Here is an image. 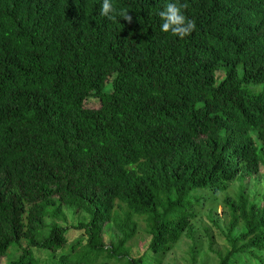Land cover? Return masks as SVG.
I'll return each mask as SVG.
<instances>
[{"label":"trees","instance_id":"obj_1","mask_svg":"<svg viewBox=\"0 0 264 264\" xmlns=\"http://www.w3.org/2000/svg\"><path fill=\"white\" fill-rule=\"evenodd\" d=\"M164 3L0 0V264H167L220 205L216 264H264V0H181L183 40Z\"/></svg>","mask_w":264,"mask_h":264},{"label":"rangeland","instance_id":"obj_2","mask_svg":"<svg viewBox=\"0 0 264 264\" xmlns=\"http://www.w3.org/2000/svg\"><path fill=\"white\" fill-rule=\"evenodd\" d=\"M110 90V89H109ZM88 108L97 109L99 101L91 98L86 105ZM249 182V181H248ZM247 183V182H246ZM264 194V178L256 179L254 182L247 183V195L255 198L258 203L262 202ZM221 203V202H220ZM213 218V219H212ZM209 217V214H202L198 224L194 229L191 237L183 239L182 243L174 250V252L167 258V264H216L217 256L223 253L228 245L226 243L225 232L228 224L224 214V207L218 206L216 213ZM82 218L75 215L73 210L66 212V221L64 223L55 222L59 226L68 229L67 237L69 244L78 240H86L83 231L77 230L78 225L82 222ZM52 224L53 221H49ZM149 239L145 235L134 245L133 257L138 258L142 255L143 250L148 246ZM199 244V251L193 255L192 248ZM35 256L38 259H48V254L36 251ZM197 261L194 263L193 258ZM6 264V260L4 261Z\"/></svg>","mask_w":264,"mask_h":264},{"label":"clouds","instance_id":"obj_3","mask_svg":"<svg viewBox=\"0 0 264 264\" xmlns=\"http://www.w3.org/2000/svg\"><path fill=\"white\" fill-rule=\"evenodd\" d=\"M186 5L181 0H165L163 7L158 11L160 18V31L170 33L174 37L183 40L190 37L196 30V22L189 19L185 12ZM101 15L109 20H116L117 17L131 21L132 17L124 9H118L115 6V0H102L100 9Z\"/></svg>","mask_w":264,"mask_h":264}]
</instances>
